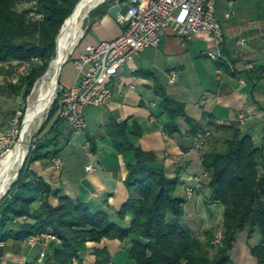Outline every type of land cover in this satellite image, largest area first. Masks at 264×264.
<instances>
[{
  "label": "crops",
  "instance_id": "1",
  "mask_svg": "<svg viewBox=\"0 0 264 264\" xmlns=\"http://www.w3.org/2000/svg\"><path fill=\"white\" fill-rule=\"evenodd\" d=\"M115 2L112 0L91 10V21L80 46L87 42L83 50L78 55L76 52L63 66L61 89L75 86L76 82L72 85L70 81L64 83L63 74L71 62L79 70L77 60L87 46L115 40L125 32L126 26L110 14ZM126 3L122 2V5ZM229 11L233 12L230 18L227 17ZM217 18L225 35L221 46L223 56L219 61L208 56V52L217 48L214 35L200 34L184 43L174 31H169L160 48L144 52L156 50L159 56H166L169 63L165 78L135 62L144 53L128 63L111 84L113 96L110 103L84 110L88 120L86 132L75 133L67 122L61 123L54 131V122L42 135V138L58 136L59 147L50 151L56 149L59 153L57 158L61 160L62 168L56 165L55 156L45 157L33 163V176L89 205L95 212L108 210L115 213L129 201L131 191L125 182L128 175L126 159L110 138L109 126L113 120L137 122L143 129V135L135 138L134 143L145 151L155 152L169 178L181 175L178 192L186 198L185 226L190 227L196 236H203V231L211 226H215L217 231L224 230L225 208L213 201L214 192L209 181L193 198L186 196V188L194 185L195 176L205 171L203 157L206 153L221 149L223 140L229 135L226 130L210 126V120L218 125L238 124L243 135L251 137L256 147L264 150V79L248 80V72L245 71L249 63L264 68V0H217ZM241 40L245 44H241ZM13 66L15 63L0 62V136L25 106L26 90H19L20 79ZM193 68L196 69L195 74L188 77ZM173 73L178 79L171 83ZM242 80L247 83L243 84ZM164 93L183 103L193 121L179 118L180 131L175 133L169 131L171 120L161 107V94ZM207 128L214 136L201 152L194 148V137L198 131ZM90 166L94 170H88ZM51 203L56 206L58 199L52 197ZM28 241L0 242V264H39L42 248L31 249ZM261 241L259 233L250 237L248 230L239 232L230 252L233 264H259L252 249ZM59 246L51 241L43 264H54L52 254ZM129 248V242L116 239L91 242L82 253L81 260L73 264H97V249L109 250L111 264H135L129 257Z\"/></svg>",
  "mask_w": 264,
  "mask_h": 264
},
{
  "label": "trees",
  "instance_id": "2",
  "mask_svg": "<svg viewBox=\"0 0 264 264\" xmlns=\"http://www.w3.org/2000/svg\"><path fill=\"white\" fill-rule=\"evenodd\" d=\"M80 1L0 0V62L15 63L14 69L29 63V75L17 85L19 90H26L25 97L48 71L57 55L58 36ZM25 4L31 8L22 9ZM33 10L43 13L44 18H33ZM38 60L41 63L33 68V62ZM246 75L248 80L260 77L257 72ZM161 97V107L171 120V133L180 131L179 118L193 122L183 103L165 93ZM57 109L51 112L44 130ZM63 122L60 117L56 119L54 131ZM209 125L229 132L222 149L203 157L204 172L211 178L213 201L225 208L222 244L213 243V230L202 239L180 222L186 215V198L178 192L181 175L169 178L156 153L134 143L135 138L142 137L143 129L129 120H113L109 126V136L125 157L128 168L125 182L131 198L120 210L93 211L89 205L33 176L28 160L0 203V242H25L34 235L51 232L62 240L53 256L54 264H73L81 260L88 243H102L106 239L129 242V257L135 264H233L230 252L237 235L248 230L250 237L256 233L262 237L252 253L259 264H264V150L243 135L238 124L218 125L210 120ZM58 141V136L41 138L30 162L57 157L56 149H50L59 147ZM52 197L58 199L56 206L51 203ZM95 254L97 264L112 263L108 249H97Z\"/></svg>",
  "mask_w": 264,
  "mask_h": 264
},
{
  "label": "built area",
  "instance_id": "3",
  "mask_svg": "<svg viewBox=\"0 0 264 264\" xmlns=\"http://www.w3.org/2000/svg\"><path fill=\"white\" fill-rule=\"evenodd\" d=\"M115 4L122 5V1L116 0ZM126 5L129 6L127 14L120 13L117 17L119 22L126 26L125 32L115 40L87 46L77 60V67L80 70L78 83L70 89H61L57 96L60 118L77 134L84 133L88 128L84 110L108 105L113 96L111 84L121 69L139 58L146 50L160 48L169 31H174L184 43L200 34L214 35L217 48L208 52V56L215 61H219L223 56L221 46L225 35L217 18V0H128ZM232 13L229 11L227 17L230 18ZM31 16L36 19L44 18L43 13L37 10H33ZM240 43L245 44V41L241 40ZM73 54L74 52L71 56ZM30 69L29 63H24L17 71L20 75H27ZM245 71L257 72L264 79V68H257L253 63L247 64ZM177 79L176 73L171 74V83ZM242 83L246 84L247 81L242 80ZM29 107L20 109L12 119L9 129L1 134L0 161L12 150L11 147L20 135L22 121L27 116L26 111ZM211 135L209 129L198 132L194 137V148L202 151ZM55 163L60 168L61 160H55ZM209 178L207 172L195 176V185L187 188L188 198L203 189ZM53 240H57L53 233H41L29 239L31 249L38 246L42 248L38 258L39 264L47 260L50 243ZM216 240L221 242L222 235H218Z\"/></svg>",
  "mask_w": 264,
  "mask_h": 264
},
{
  "label": "bare ground",
  "instance_id": "4",
  "mask_svg": "<svg viewBox=\"0 0 264 264\" xmlns=\"http://www.w3.org/2000/svg\"><path fill=\"white\" fill-rule=\"evenodd\" d=\"M103 0H82L73 15L65 23L58 42V52L44 77L35 86L33 101L29 107L22 136L17 145L0 163V199L8 192L14 182L20 165L29 152L28 134L40 122L58 96L60 68L65 65L76 46L85 35L83 28L88 13ZM40 124V123H39Z\"/></svg>",
  "mask_w": 264,
  "mask_h": 264
},
{
  "label": "rangeland",
  "instance_id": "5",
  "mask_svg": "<svg viewBox=\"0 0 264 264\" xmlns=\"http://www.w3.org/2000/svg\"><path fill=\"white\" fill-rule=\"evenodd\" d=\"M112 0H108V1H106L104 4H106V3H108V2H111ZM22 9H24V8H31V6L30 5H28V4H25V5H23L22 7H21ZM32 10V9H31ZM91 11L88 13V15H87V18L85 19V21H84V25H83V28H84V30H85V32H86V29H87V27H88V25H89V22L91 21ZM61 34V33H60ZM60 36V35H59ZM59 36H58V38H59ZM83 40V39H82ZM81 40V41H82ZM57 41H58V39H57ZM81 41H80V43L76 46V48H75V50H74V54L77 52V55L83 50V48H84V46H85V44H86V42L87 41H85L81 46H80V44H81ZM80 46V47H79ZM79 48V49H78ZM77 49H78V51H77ZM73 54V55H74ZM73 56H71V58H72ZM71 58H69L70 60H71ZM136 63H138V64H140L141 65V67L143 68V69H145V70H152V71H154L155 73H156V75L157 76H159V77H161L162 79L163 78H165V70L167 69L166 67H167V64L169 63V61H168V59L166 58V56H159V54H157L156 53V50H149V51H147L146 53H144L143 54V56H142V58L141 59H138V60H136L135 61ZM135 62H133V64L135 63ZM34 63V65H33V68L34 67H37L40 63H41V61L40 60H38V61H35V62H33ZM191 67V66H190ZM19 68V66L17 65L16 66V69H15V74H16V76L19 78V79H21V78H24V77H26L27 75H29V74H27V75H24V74H18V71H17V69ZM195 72H196V69L195 68H193V70L191 69V71H190V74H188V77H191V76H193V75H191V74H195ZM44 76H42L37 82H36V84L34 85V87H33V89H32V91H31V93L27 96V97H25V109H27L30 105H31V103H32V101H33V93H34V90H35V86L39 83V81H41V79L43 78ZM79 78H80V70H77L75 67H74V65H73V62H71L66 68H65V71H64V74H63V82L64 83H67L68 81H70V83H71V85L72 84H74L75 82H76V84L78 83V81H79ZM75 84V85H76ZM60 90H61V86H60V84H58V91H59V93H58V96H59V94H60ZM58 108L59 107V101H58V99H55L54 100V102L51 104V106L49 107V109L46 111V113L42 116V119H41V121L40 122H37V124H35V126H34V129L31 131V133L30 134H28V136H27V141L29 142V154H28V157H27V159L25 160V163H24V166H23V168L25 167V164H26V162L29 160V163L27 164L28 165V167L30 166V169L32 170V165H33V163L35 162V161H32V162H30L31 160H32V158H31V156H32V154L34 153V151L35 150H37V148H38V146L40 145V142H41V138H42V135L43 134H45L46 132H48L49 130H50V128L52 127V124L55 122V120L58 118V117H60V108H58L57 109V112L55 113V115H54V117L52 118V120L50 121V124L48 125V127L44 130L43 128H44V125L46 124V122H47V120H48V118H49V116H50V114H51V112L55 109V108ZM28 113V110L26 111V114ZM61 119V118H60ZM26 120V117H24V119H23V121H22V125H21V128H20V135H18L17 136V139H16V142L14 143V146L13 147H11V149H13L16 145H17V143L19 142V140L21 139V134H22V131H23V128H24V126H25V124H24V121ZM62 122H63V120H62ZM40 123V124H39ZM207 129H209V128H207ZM44 130V131H43ZM205 130V129H204ZM210 130V129H209ZM225 131V130H224ZM44 132V133H43ZM86 132V131H85ZM212 132V131H211ZM213 133H212V135H211V137H210V139L207 141V143H206V146H208V144H209V142L213 139ZM225 140V139H224ZM224 140H223V142H224ZM88 145H90V144H88ZM36 148V149H35ZM206 148V147H205ZM205 148L202 150V151H204L205 150ZM223 148V147H222ZM221 148V149H222ZM201 151V152H202ZM63 156H65V155H63ZM54 160H60L59 158H55ZM0 163H1V161H0ZM92 169L91 170H94V168L92 167V166H90ZM62 168V162H61V166H60V169ZM89 168V167H88ZM89 170V169H88ZM90 170V171H91ZM210 179L211 178H209V182H210ZM194 185H195V181H194ZM193 185V186H194ZM14 186V185H13ZM188 188V187H187ZM187 188H186V196L188 197V195H187ZM204 189V188H203ZM203 189H201V190H203ZM201 190H198V191H196L195 192V194H194V196H196L197 195V193L198 192H200ZM193 196V197H194ZM193 197H191V198H193ZM183 225H185V223H186V219H182L181 221H180ZM209 230H213L214 231V236H215V239H214V241H213V243L215 244V245H220V244H222L223 243V239H224V230H221V231H217V230H215V226H211V227H209V229L207 228L206 230H204L203 231V236H201L202 237V239H204L205 237H204V235L206 234V232L207 231H209ZM51 233V232H50ZM222 235V241L221 242H217V240H216V238H217V236L218 235ZM54 242H56V243H58L60 246L62 245V240L57 236V240H53ZM89 244V243H88ZM54 254H55V252L52 254V256H54Z\"/></svg>",
  "mask_w": 264,
  "mask_h": 264
},
{
  "label": "water",
  "instance_id": "6",
  "mask_svg": "<svg viewBox=\"0 0 264 264\" xmlns=\"http://www.w3.org/2000/svg\"><path fill=\"white\" fill-rule=\"evenodd\" d=\"M82 1V0H81ZM80 1V2H81ZM106 1H108V0H103L99 5H101V4H103V3H105ZM79 5V4H78ZM78 7V6H77ZM77 7H76V9H77ZM75 9V10H76ZM128 10H129V6L128 5H125V6H123V5H114L111 9H110V14L112 15V16H114V17H118V15L121 13V14H123V15H125V14H127V12H128ZM67 22V21H66ZM64 27V26H63ZM63 29V28H62ZM61 32H62V30H61ZM61 35V34H60ZM60 37V36H59ZM58 42H59V38H58V41H57V45H58ZM57 52H58V47H57ZM64 66V65H63ZM63 66L60 68V74H59V78H58V83L60 84V79H61V74H62V70H63ZM24 124H25V121H24ZM24 163H25V159H24V161L22 162V164L20 165V167H19V170H18V172H17V175H16V178H15V180H14V182L12 183V185H11V187H10V189L8 190V192L0 199V203L2 202V200L7 196V194L9 193V191L12 189V187H13V185L16 183V181L18 180V178H19V176H20V173H21V171H22V169H23V166H24Z\"/></svg>",
  "mask_w": 264,
  "mask_h": 264
}]
</instances>
